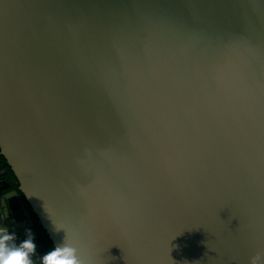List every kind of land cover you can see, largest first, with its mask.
I'll return each mask as SVG.
<instances>
[{
	"label": "water",
	"instance_id": "obj_1",
	"mask_svg": "<svg viewBox=\"0 0 264 264\" xmlns=\"http://www.w3.org/2000/svg\"><path fill=\"white\" fill-rule=\"evenodd\" d=\"M0 153L85 264H249L264 0H0Z\"/></svg>",
	"mask_w": 264,
	"mask_h": 264
},
{
	"label": "clouds",
	"instance_id": "obj_2",
	"mask_svg": "<svg viewBox=\"0 0 264 264\" xmlns=\"http://www.w3.org/2000/svg\"><path fill=\"white\" fill-rule=\"evenodd\" d=\"M57 231L61 230L56 228ZM31 230H26V238L20 240L14 230L0 227V264H36L37 245ZM39 264H85L79 250L67 242L57 245L40 255ZM249 264H264V252L250 259Z\"/></svg>",
	"mask_w": 264,
	"mask_h": 264
},
{
	"label": "flooded vegetation",
	"instance_id": "obj_3",
	"mask_svg": "<svg viewBox=\"0 0 264 264\" xmlns=\"http://www.w3.org/2000/svg\"><path fill=\"white\" fill-rule=\"evenodd\" d=\"M19 186L20 183L15 173L10 175L8 169H0V196L12 194V197H10L8 204V207L11 209V211H13V217L8 222L10 226L9 229L14 230L16 233H18V235H16L19 239H21L22 236L26 235V230L30 229L31 232H33L32 228L34 226V223L32 220V212L29 210L30 204L27 201L26 196L23 195L24 193L20 190ZM36 233L38 234L37 231ZM36 238L38 243H40L42 237L36 236ZM40 244H43L45 246L43 242H41Z\"/></svg>",
	"mask_w": 264,
	"mask_h": 264
},
{
	"label": "trees",
	"instance_id": "obj_4",
	"mask_svg": "<svg viewBox=\"0 0 264 264\" xmlns=\"http://www.w3.org/2000/svg\"><path fill=\"white\" fill-rule=\"evenodd\" d=\"M2 168H6V169H8V171L10 172V175H11V174H14V173H13V170L11 169V166L8 164V162H7L6 158H5V156L2 155V154L0 153V169H2ZM22 194H23V193H22ZM23 195H24V194H23ZM29 210L32 212V220H33V223H34V226H33V228H32V231H33L32 234H33V235H34V232H35V235H34L35 240H34V242H35L36 245H37L38 241H37L36 236H40V237H42V240L40 241V243L43 242V243L45 244V246H46V248H47V251L50 250V249H52V248L55 247V246L53 245L52 240L49 238V236H48L46 230H45V229L43 228V226L40 224L37 215L33 212V210H32V208H31L30 205H29ZM36 231L38 232V234L36 233ZM16 234L18 235V233H16ZM20 234H21V233H20ZM25 238H26V235H25V236H22V238H21L20 240H23V239H25Z\"/></svg>",
	"mask_w": 264,
	"mask_h": 264
},
{
	"label": "crops",
	"instance_id": "obj_5",
	"mask_svg": "<svg viewBox=\"0 0 264 264\" xmlns=\"http://www.w3.org/2000/svg\"><path fill=\"white\" fill-rule=\"evenodd\" d=\"M37 255L33 258L36 259L37 264H39L40 255L47 252V249L43 244L37 243Z\"/></svg>",
	"mask_w": 264,
	"mask_h": 264
}]
</instances>
